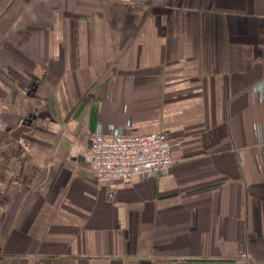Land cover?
Here are the masks:
<instances>
[{"label":"crops","instance_id":"0c3cea01","mask_svg":"<svg viewBox=\"0 0 264 264\" xmlns=\"http://www.w3.org/2000/svg\"><path fill=\"white\" fill-rule=\"evenodd\" d=\"M2 40L0 264H264V0H0ZM98 124L172 166L99 179Z\"/></svg>","mask_w":264,"mask_h":264},{"label":"built area","instance_id":"2783aa9c","mask_svg":"<svg viewBox=\"0 0 264 264\" xmlns=\"http://www.w3.org/2000/svg\"><path fill=\"white\" fill-rule=\"evenodd\" d=\"M258 93L264 97V81L252 88L253 96ZM256 129L261 132L258 125ZM174 145L165 130L126 133L114 124L108 130L98 124L91 132L87 156L99 179L132 180L166 174L173 163Z\"/></svg>","mask_w":264,"mask_h":264},{"label":"rangeland","instance_id":"374dc122","mask_svg":"<svg viewBox=\"0 0 264 264\" xmlns=\"http://www.w3.org/2000/svg\"><path fill=\"white\" fill-rule=\"evenodd\" d=\"M5 42H6V40H2L1 42H0V48H4L5 47ZM1 50L2 49H0V52H1ZM91 135V134H90ZM89 138H90V136H89Z\"/></svg>","mask_w":264,"mask_h":264},{"label":"water","instance_id":"95a60500","mask_svg":"<svg viewBox=\"0 0 264 264\" xmlns=\"http://www.w3.org/2000/svg\"><path fill=\"white\" fill-rule=\"evenodd\" d=\"M83 158V157H82Z\"/></svg>","mask_w":264,"mask_h":264}]
</instances>
